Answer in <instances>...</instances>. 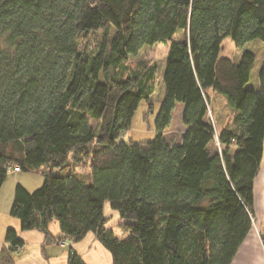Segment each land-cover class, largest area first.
<instances>
[{"label":"trees","instance_id":"trees-1","mask_svg":"<svg viewBox=\"0 0 264 264\" xmlns=\"http://www.w3.org/2000/svg\"><path fill=\"white\" fill-rule=\"evenodd\" d=\"M227 38L264 42V0H0V189L14 168L43 177L14 188L19 230L41 232L42 249L90 232L112 264H231L254 218L264 59L252 90L255 55L223 57ZM155 44L168 48L154 138L125 143L139 104L153 111L158 73L127 61ZM211 89L230 108L221 128L207 118ZM178 104L185 130L169 144ZM105 202L121 238L105 228ZM23 245L7 228L0 264ZM66 264L85 263L70 246Z\"/></svg>","mask_w":264,"mask_h":264},{"label":"rangeland","instance_id":"rangeland-1","mask_svg":"<svg viewBox=\"0 0 264 264\" xmlns=\"http://www.w3.org/2000/svg\"><path fill=\"white\" fill-rule=\"evenodd\" d=\"M178 39H182V33H178ZM167 44H155L153 46H145L143 47L136 56L129 57L127 64H134L137 61L144 60L148 63L156 66L157 68V78H156V86L154 95L151 98V102L153 104V111L149 113V109L145 105L144 102H141L133 116L132 124L130 129L123 135L122 140L125 143L134 142H150L154 138V118L158 111L161 99L164 94V84L162 81V77L165 69V60L167 54ZM248 50L255 55L256 62L254 64L252 70V77L254 78L256 75V71L260 68V64L262 59L264 58V42L260 40H254L245 44L242 48H236L234 44L227 38L222 42V51L221 55L223 57L231 58L234 61L240 57L242 51ZM209 95L211 97V111L208 114L207 118L209 122H213L217 125V115L224 124H226L231 116L229 114L230 108L226 105V99L223 95L209 90ZM179 106V105H178ZM214 109V110H213ZM229 110V111H228ZM184 133V126L181 123V117L179 112V107L175 108L172 114V119L169 127L165 130L164 136L166 141L169 144L179 143V139ZM221 146H218L216 142H213L209 149L211 152H220ZM264 172V140H263V153L262 159L260 163V171L258 172V177L261 176ZM13 171L9 170L7 175V180L4 183V187L0 191V208L2 209L8 201V196L11 194L16 184L19 183L22 187H24L28 192H33L39 189L43 183V177L41 171H31L24 172L20 171L19 175H13ZM17 177L16 180L13 179ZM103 216L105 217V228L112 231L113 235L121 238L122 231L120 228L121 221L116 211L112 210L109 206L108 202L103 204ZM9 221L17 224L19 228V221L11 217L10 214L6 216ZM7 220V219H6ZM8 228H12L11 224H8ZM7 228V227H6ZM4 228V230L6 229ZM58 230V225L56 222H53L49 227V232H55ZM19 231V230H18ZM4 232V231H3ZM0 228V241H3V233ZM20 232V231H19ZM27 241L21 249L13 254L14 261L17 260L23 253H21L22 249L26 250V253L34 254L31 255V262L29 264H44V261L41 259H37L38 254L36 253L37 242L33 237L26 236L24 238ZM72 247L74 251H76L80 257L83 259L85 264H112L111 256L107 250H105L95 239L92 233H88L84 239L74 245H70L69 243L65 246L61 245V242L51 243L46 247L48 255H55L56 261L53 264H59L61 253L67 254L68 248ZM18 264H27L25 262Z\"/></svg>","mask_w":264,"mask_h":264},{"label":"crops","instance_id":"crops-1","mask_svg":"<svg viewBox=\"0 0 264 264\" xmlns=\"http://www.w3.org/2000/svg\"><path fill=\"white\" fill-rule=\"evenodd\" d=\"M240 57L237 59L239 61ZM264 59V58H263ZM262 59V61H263ZM261 61V63H262ZM256 62V59H255ZM261 67V64H260ZM260 68L256 71V75L253 78L252 77V72H251V77L250 81L247 84L248 88H251L252 90H258L259 89V83H258V74H259ZM179 105V106H178ZM176 105V108L179 107V112H180V117L183 111V105L178 104ZM218 117V114H216ZM218 127L221 128L225 124L220 121V118L218 117ZM185 130V128H184ZM180 141V139H179ZM212 144V143H211ZM210 144V145H211ZM209 145V146H210ZM262 159V158H261ZM261 163V162H260ZM259 171H260V166H259ZM20 172H14L13 175H19ZM14 177L13 179L16 180L17 177ZM8 178V177H7ZM258 174L256 175L254 181H253V212H254V218H253V223L252 227L245 237L244 241L240 245L237 253L235 254L231 264H264V244L262 242L261 236L264 235V172L261 175L260 182H257ZM7 180V179H6ZM6 182V181H5ZM4 182V183H5ZM4 183L1 187V189L4 187ZM19 184V183H17ZM0 189V191H1ZM13 195H14V189L11 192V194L8 196V201L5 204V206L1 209L0 208V228L1 232H5L6 229L8 228V224H11L18 234L19 237L23 240L26 236L33 237L34 240L37 242V251L36 253L38 254L37 259H41L44 261V264H53L56 261L55 255H48L46 247L42 249V244L44 240V236L41 232L37 230H32V231H20L19 228L17 227V224H15L12 221H9L8 218H6L7 215H9L10 208L13 202ZM7 219V220H6ZM7 227V228H6ZM50 227V226H49ZM4 228H6L4 230ZM20 232H19V231ZM3 232V233H4ZM59 232V229L56 230L55 232L53 231L51 234L53 236H57ZM4 237V235H3ZM24 244L27 241H23ZM4 243V238L1 243L0 241V247ZM57 244V243H56ZM43 252V253H42ZM21 253H23L17 260L14 261V264L22 263L25 262L29 264L31 262V255L29 253H26V250L23 248ZM80 256V255H79ZM60 257V262L59 264H66L67 263V254L61 253Z\"/></svg>","mask_w":264,"mask_h":264},{"label":"built area","instance_id":"built-area-1","mask_svg":"<svg viewBox=\"0 0 264 264\" xmlns=\"http://www.w3.org/2000/svg\"><path fill=\"white\" fill-rule=\"evenodd\" d=\"M217 145H218V144H217ZM12 171H13V172H19L18 169H16V168L12 169ZM66 244H68L67 241H62V242H61V245H62V246H65Z\"/></svg>","mask_w":264,"mask_h":264},{"label":"bare ground","instance_id":"bare-ground-1","mask_svg":"<svg viewBox=\"0 0 264 264\" xmlns=\"http://www.w3.org/2000/svg\"><path fill=\"white\" fill-rule=\"evenodd\" d=\"M260 178H261V176H259V177L257 178V182H258V183L260 182Z\"/></svg>","mask_w":264,"mask_h":264}]
</instances>
